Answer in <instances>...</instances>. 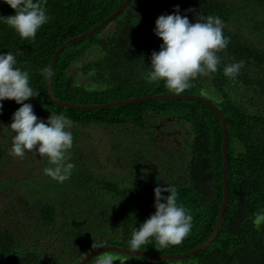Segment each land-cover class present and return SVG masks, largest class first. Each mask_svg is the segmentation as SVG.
Listing matches in <instances>:
<instances>
[{
	"label": "trees",
	"instance_id": "1",
	"mask_svg": "<svg viewBox=\"0 0 264 264\" xmlns=\"http://www.w3.org/2000/svg\"><path fill=\"white\" fill-rule=\"evenodd\" d=\"M124 1L41 0L50 20L31 42L0 20V53L15 55L17 66L29 71L30 84L39 93L25 103L45 121L51 114L71 121L70 162L75 165L71 177L58 183L43 173L45 158L42 175L0 185V264H77L96 249L94 241L99 247L128 248L132 230L155 212L154 189L169 184L177 188L178 203L193 217L191 232L180 245L157 250L153 242L139 250L184 254L216 229L224 197L223 125L209 105L165 98L75 109L51 97L49 78L41 74L45 67L51 69L63 43L103 22ZM176 5L192 22L198 15L220 17L229 40L218 53L217 72L197 77L182 92L206 97L227 121L228 202L217 237L198 253L181 260L137 257L154 264H264V224H254L255 214L264 210V0H131L108 24L61 52L53 91L58 99L81 105L175 93L162 81H150L148 72L151 54L162 44L153 31L155 21L172 14ZM14 14L0 0V16ZM92 48L100 55L83 69L90 80L85 85L70 71ZM239 61L244 66L238 76L225 77L224 66ZM19 107L6 100L0 114V127L7 130L2 134L7 144L0 142V173L8 171L12 161L13 133L8 126ZM156 114L190 126L193 137L186 148L148 126L147 116ZM93 138L95 144L87 147L84 142ZM156 160L163 162L149 168ZM97 256L87 264H94Z\"/></svg>",
	"mask_w": 264,
	"mask_h": 264
},
{
	"label": "clouds",
	"instance_id": "2",
	"mask_svg": "<svg viewBox=\"0 0 264 264\" xmlns=\"http://www.w3.org/2000/svg\"><path fill=\"white\" fill-rule=\"evenodd\" d=\"M3 3L14 9L15 14L0 16V20L24 41H34L37 32L50 20L41 0H3ZM224 27L223 20L213 15H198L192 22L187 14H180L179 5L174 7L172 14L160 15L153 31L162 44L159 51L151 54L148 79L152 82L162 81L168 91L175 92L165 94H179L190 88L191 81L197 77L217 72L221 63L218 53L225 50L229 43L223 35ZM243 66V61L225 65L223 74L234 79ZM41 74L48 79L52 72L45 67ZM30 80L29 71L17 66V59L11 51L0 53V113L5 100H13L20 105L8 126L14 133L9 155L22 158L27 152H33L42 159L46 158L48 166L43 173L63 183L71 177L75 167L70 162V149L73 146L71 121L63 114H51L46 121L38 118L33 105L25 103L39 96ZM154 197V214L131 232L127 246L132 251L153 242L157 250L177 246L191 232L193 217L178 203V192L174 185L157 186ZM254 224L258 228L264 224V210L255 214ZM99 246L94 241L92 248ZM96 264H113L112 257H100Z\"/></svg>",
	"mask_w": 264,
	"mask_h": 264
},
{
	"label": "rangeland",
	"instance_id": "3",
	"mask_svg": "<svg viewBox=\"0 0 264 264\" xmlns=\"http://www.w3.org/2000/svg\"><path fill=\"white\" fill-rule=\"evenodd\" d=\"M99 55H100L99 50L97 48H92L89 49L87 53L76 62L75 67H73L70 71L71 74L76 78V80H79L80 83H83L85 85H89L90 80L87 78V75L83 72V69L90 62L94 61ZM5 101L3 102V108ZM146 122H148V126L150 128L158 131V135L160 137L169 138L172 144L177 146L178 148L179 147L186 148V141L192 139L193 137V132L190 126L187 123L181 122L179 120H172L171 118L163 120L162 117H160L159 115L157 116L156 114V115H148L146 118ZM3 131L5 132L7 130L4 127H0V142H3L6 145L7 144L6 140L2 136ZM104 137L109 138L110 141L115 143L119 141V137L117 136H108L105 134ZM84 143L87 147H89L95 144V141L93 138L92 140H89L88 142H84ZM162 162L163 161L161 160H156L155 162L150 161L148 167L150 168L153 166H158ZM7 166H8V171H4L3 173H0V185L3 183L12 184L13 182L9 180L12 179L17 180L20 177L26 179H33L38 175H42V158H40L38 155L36 156L33 152H27L26 155L22 158L12 157L11 163ZM26 167L28 169H26ZM117 172L120 173L119 170ZM1 192L2 190H0V194ZM103 256H111L113 264H154V262H152L151 260L139 258L137 256L128 255L124 253H113V252H106L101 255H98L93 260V263L96 264L97 259ZM178 264H182V263H178Z\"/></svg>",
	"mask_w": 264,
	"mask_h": 264
},
{
	"label": "water",
	"instance_id": "4",
	"mask_svg": "<svg viewBox=\"0 0 264 264\" xmlns=\"http://www.w3.org/2000/svg\"><path fill=\"white\" fill-rule=\"evenodd\" d=\"M131 2V0H125L109 17H107L103 22L99 23L92 29L77 35L75 37H72L65 43H63L57 51L54 53L52 64H51V69L50 71L52 72L51 77L48 79V87L49 91L51 94V97L58 103L67 106V107H72L75 109H104L108 108L110 106H123V105H128V104H133L141 101H146V100H155V99H165V98H183V99H195L199 101H203L207 105H209L220 117L223 125V149H224V162H223V175H224V197H223V204L221 208V213L218 218L217 226L214 231V233L200 246L184 253V254H166V253H156V252H149V251H144V250H138V251H132L129 248H123V247H118L115 245H104L101 247L96 248L93 250L91 253H89L84 259H82L79 263L77 264H87L91 259H93L95 256H97L100 253L107 252V251H117L121 252L124 254L128 255H135V256H145V257H151V258H162V259H185L189 258L190 256L198 253L202 249L206 248L209 246L217 237L222 222L223 218L225 215L226 207H227V202H228V195H229V182H228V171H227V165L229 161V151H228V125L227 121L224 117V115L221 113L219 108L213 104L209 99L202 97L200 95L196 94H163V95H146L142 97H135V98H129V99H124V100H118V101H112L109 103H105L102 105H92V104H73L69 103L67 101H62L58 99L53 91L52 87V81H53V74L55 72V66L57 64L58 58L61 54V52L69 45L72 43H75L77 41H81L82 39L86 38L89 35L94 34L96 31H98L100 28L108 24L111 20H113L115 17H117L118 14H120L126 6Z\"/></svg>",
	"mask_w": 264,
	"mask_h": 264
}]
</instances>
